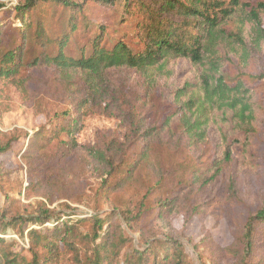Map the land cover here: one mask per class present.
Masks as SVG:
<instances>
[{"label":"trees","instance_id":"1","mask_svg":"<svg viewBox=\"0 0 264 264\" xmlns=\"http://www.w3.org/2000/svg\"><path fill=\"white\" fill-rule=\"evenodd\" d=\"M95 7L97 15L110 13L111 25L97 22ZM5 8L0 4V13ZM8 10L20 26L12 28L9 20L5 22L8 17L0 19V80L25 92V72L52 67L66 80L79 76L84 82L85 97L76 104L77 114H54L55 122L46 132L48 139L61 138L64 148H79L75 138L82 130L81 109L87 99L104 98L119 71L133 70L148 89L162 87L169 112L158 126H146L141 118L131 121L124 143L143 145L138 160L125 166L123 177L118 178V151L111 158L97 153L109 169V181L99 191L105 199L112 189L132 181L137 164L148 161L147 141L162 132H179L190 146L209 135L215 140L212 163L191 172L195 184L216 177L237 151L238 166L253 171L251 139L258 133L264 105L248 83L241 77L228 78L223 68L230 56L246 65L253 56L264 55V0L255 5L244 0H24ZM175 61L187 62L188 67ZM7 150L0 146V152ZM157 208V217L173 213L168 200ZM118 217L128 227L135 222L130 209L119 210ZM95 221L100 230L90 239L78 230V220L54 216L49 210L13 217L7 224L1 219L0 264H56L60 245L76 253L89 241L93 243L84 261L78 260L81 264H192L170 240L121 254L130 241L120 231L101 232L105 220ZM26 222L48 224L43 230L28 231L29 260L6 248L12 239L6 237V228ZM261 235L264 203L246 220L242 249L225 253L239 258L236 264H264V244L257 243Z\"/></svg>","mask_w":264,"mask_h":264},{"label":"rangeland","instance_id":"2","mask_svg":"<svg viewBox=\"0 0 264 264\" xmlns=\"http://www.w3.org/2000/svg\"><path fill=\"white\" fill-rule=\"evenodd\" d=\"M23 1L0 0L6 6L0 19L8 17L5 22L9 20L12 28L20 26L6 9ZM259 1L244 0L250 5ZM92 12L97 15L98 8ZM99 14L94 17L97 22L112 24L109 12ZM175 64L188 67L183 61ZM223 71L230 79L241 77L264 105V79H257L264 75V55L253 56L246 65L230 56ZM23 77L25 92L0 80V146L8 147L0 152V226L1 219L7 224L13 217L49 210L54 216L78 220V230L90 239L100 230L95 219H104L101 232L120 231L130 241L121 254L170 240L192 264L237 263L239 258L225 250L242 249L246 220L264 203V117L251 139L252 172L238 166L237 151L216 177L195 184L191 172L212 163L215 140L209 135L190 146L179 132H162L147 141L148 161L137 164L132 181L112 189L105 199L99 191L109 181V169L97 153L111 158L118 151V178L123 177L125 166L138 160L143 145L124 143L131 121L141 118L146 126H158L169 112L162 87L148 89L133 70L119 71L105 97L87 99L81 109L82 130L75 138L79 148L72 151L61 145V138L48 139L46 132L55 122L54 114H77L76 104L85 97L83 80L79 76L66 80L52 67L33 69ZM166 200L173 203V213L157 217V205ZM125 209L135 219L131 228L118 217L119 210ZM46 226L26 222L16 229L6 228V237L12 238L6 248L29 260L28 231ZM257 241L264 244V235ZM92 243L78 246L76 253L60 245L56 264H81L78 260H83Z\"/></svg>","mask_w":264,"mask_h":264}]
</instances>
